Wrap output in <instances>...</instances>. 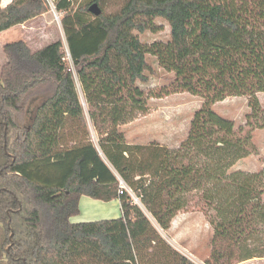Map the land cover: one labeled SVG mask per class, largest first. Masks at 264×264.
Returning a JSON list of instances; mask_svg holds the SVG:
<instances>
[{
  "label": "trees",
  "instance_id": "16d2710c",
  "mask_svg": "<svg viewBox=\"0 0 264 264\" xmlns=\"http://www.w3.org/2000/svg\"><path fill=\"white\" fill-rule=\"evenodd\" d=\"M70 1H53L63 12L67 51L60 40L34 51L21 38L2 46L0 264H196L160 232L195 198L213 229L204 264L263 257L264 166L230 168L255 151L253 131L264 127L257 96L264 92V0H123L118 11L98 15L88 8L103 0L76 8ZM49 7L47 0L0 5V32ZM158 17L170 39L144 44L135 31L156 32ZM147 54L173 73L169 84L137 85L152 70ZM180 92L204 101L176 147L126 140L119 126L146 111L150 98ZM35 96L44 98L27 122ZM227 96L248 99L238 129L212 107ZM82 195L118 199L120 216L71 221Z\"/></svg>",
  "mask_w": 264,
  "mask_h": 264
},
{
  "label": "rangeland",
  "instance_id": "374dc122",
  "mask_svg": "<svg viewBox=\"0 0 264 264\" xmlns=\"http://www.w3.org/2000/svg\"><path fill=\"white\" fill-rule=\"evenodd\" d=\"M70 2L76 8L90 2V0H71ZM122 3L123 0H103V3L98 4V6L105 14H112L119 10ZM62 17V11H58L53 6H50L48 11L41 14L36 20L4 31L0 34V63L3 59H6L2 50L3 44L20 39L22 36L26 37L34 50L35 48H40L46 44L60 40L63 43L65 51H67L61 22ZM155 22L159 26L156 32L150 30L144 32L135 31L140 41L144 44H151L154 41L166 42L170 39V26L168 22L160 17L156 18ZM146 58L152 70L146 72L148 81L145 83L137 82V85L143 90L148 91L149 89H157L169 84L173 79V73L161 68L154 56L147 54ZM68 63L70 64L69 60ZM76 87L84 107L90 139L96 143V132L87 116L83 94L77 80ZM257 96L264 109V92H258ZM43 98V96H35L30 100L28 110L26 111L27 122L31 120L35 107ZM203 101L202 97L187 92L174 93L162 98H150L146 111L135 113V117L121 124L119 129L130 143L147 144L152 141H158L169 147H176L186 136L192 115L196 109L201 107ZM212 107L219 114L232 119L235 129L245 124L246 114L250 111L246 96H227L220 101H216ZM252 142L255 145V151L239 159L230 168V171L244 170L254 172L264 166V127L253 131ZM197 202L196 198L193 199L186 209L174 216L170 227L166 230H160V232L174 248L196 264H204L205 258L210 251V238L213 229L209 218L202 209L201 203ZM117 216H120V214ZM262 231L264 239V229ZM235 264H264V256L254 257Z\"/></svg>",
  "mask_w": 264,
  "mask_h": 264
},
{
  "label": "crops",
  "instance_id": "0c3cea01",
  "mask_svg": "<svg viewBox=\"0 0 264 264\" xmlns=\"http://www.w3.org/2000/svg\"><path fill=\"white\" fill-rule=\"evenodd\" d=\"M10 1L11 0H0V5L5 6ZM40 16L41 15L35 18H32V19H29L22 24H18L13 27H10L6 30H9L11 28H15L18 26H23V24H27L28 22H31L32 20H36ZM6 30L1 31L0 34H2ZM21 38L25 42H27L31 50H34V48H32L31 44L29 43V41L26 39L25 36L24 37L22 36ZM36 49L38 48H35V50ZM5 60L6 59H3V61L0 63V67L5 62ZM119 207H120V204H119L118 199H113L110 201H102V200H98V199H94V198L82 195L79 198V214L72 216L70 220L77 222V221H89V220H99V219L110 218L113 216H117L118 214H121V210L119 209Z\"/></svg>",
  "mask_w": 264,
  "mask_h": 264
},
{
  "label": "built area",
  "instance_id": "2783aa9c",
  "mask_svg": "<svg viewBox=\"0 0 264 264\" xmlns=\"http://www.w3.org/2000/svg\"><path fill=\"white\" fill-rule=\"evenodd\" d=\"M53 1L54 0H47V2L49 3V6H53V8H55V5H54V2ZM67 56H68V52H67ZM120 188L121 189H126V190L129 191L128 187L123 183V181H120ZM121 189L119 190V193H122V190ZM131 195H132V197H133V199H134L135 202H138L139 201L136 196H134L133 194H131Z\"/></svg>",
  "mask_w": 264,
  "mask_h": 264
},
{
  "label": "water",
  "instance_id": "95a60500",
  "mask_svg": "<svg viewBox=\"0 0 264 264\" xmlns=\"http://www.w3.org/2000/svg\"><path fill=\"white\" fill-rule=\"evenodd\" d=\"M89 11L94 14V15H98L101 12V9L99 8L98 4L96 2H93L90 6H89Z\"/></svg>",
  "mask_w": 264,
  "mask_h": 264
}]
</instances>
